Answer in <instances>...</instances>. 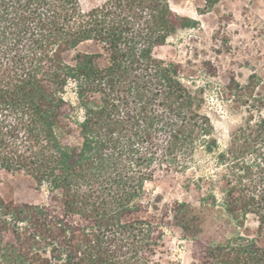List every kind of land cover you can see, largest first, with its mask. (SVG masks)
Listing matches in <instances>:
<instances>
[{"label":"trees","instance_id":"1","mask_svg":"<svg viewBox=\"0 0 264 264\" xmlns=\"http://www.w3.org/2000/svg\"><path fill=\"white\" fill-rule=\"evenodd\" d=\"M195 24L170 0L87 10L80 0H0V166L47 192L41 202L0 193V264H164L167 225L191 241L190 264H264L262 109L220 149L195 71L155 55ZM87 42L98 49L77 50ZM201 154L216 172L184 188L203 192L200 208H223L221 236H202L192 203L147 198L158 171L201 169Z\"/></svg>","mask_w":264,"mask_h":264},{"label":"rangeland","instance_id":"2","mask_svg":"<svg viewBox=\"0 0 264 264\" xmlns=\"http://www.w3.org/2000/svg\"><path fill=\"white\" fill-rule=\"evenodd\" d=\"M80 2L87 10L105 0ZM170 3L174 11L193 18L196 24L178 29L165 45L155 48V55L186 64L195 71L197 84L205 88L204 111L210 115L214 137L223 149L233 132L244 123L249 109L256 113L262 109L264 114V0H222L212 11L205 9L204 0H170ZM97 49V45L87 42L77 50ZM75 53L69 51L67 60L71 61ZM198 160L201 169L193 168L185 174L158 171L155 180L146 185L147 198L159 194L163 202L186 200L192 203L204 216L202 236H221L218 234L220 226L225 233L230 230L229 216L223 208H200L203 192L184 188L189 178L216 172L213 155L201 154ZM0 193L17 202H41L47 196L45 190L36 188L31 177L6 171L1 166ZM247 228L252 236H258L257 222L252 218ZM164 232L156 257L164 264H190L192 245L182 229L167 225Z\"/></svg>","mask_w":264,"mask_h":264}]
</instances>
